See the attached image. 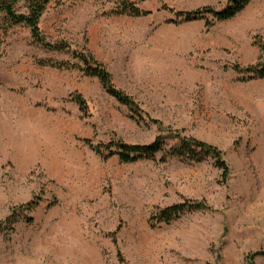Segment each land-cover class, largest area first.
Segmentation results:
<instances>
[{"label":"rangeland","instance_id":"obj_1","mask_svg":"<svg viewBox=\"0 0 264 264\" xmlns=\"http://www.w3.org/2000/svg\"><path fill=\"white\" fill-rule=\"evenodd\" d=\"M118 1L51 0L40 30L104 65L135 111L95 78L38 65L76 61L23 26L3 33L0 13V264H248L264 252V78L234 67L264 61V0L220 22L175 13L228 0H128L151 14L108 16ZM176 135L216 147L227 176L166 156ZM158 137L163 151L130 164L105 148ZM185 200L207 208L154 222Z\"/></svg>","mask_w":264,"mask_h":264},{"label":"trees","instance_id":"obj_2","mask_svg":"<svg viewBox=\"0 0 264 264\" xmlns=\"http://www.w3.org/2000/svg\"><path fill=\"white\" fill-rule=\"evenodd\" d=\"M20 1L21 0H0V13L4 15L1 24L3 33H6L8 29L14 26H23L27 28L32 42L45 52L68 53L71 58L76 61V63H70L69 61L58 62L54 60H39L37 62L38 65L58 70L80 71L84 76L98 80L103 90L116 102L130 108L132 111L136 110L133 100L113 86L110 73L104 65L96 61L90 54L77 52L66 42L50 43L46 40L44 34L40 30V19L51 0H23L25 11L18 12L16 10V5ZM249 2L250 0H228L226 8L221 11H215L209 7H204L192 12H178L175 13V16L181 18L182 22H192L205 20V15L210 14L216 21H227L243 11ZM150 14V11L140 10L134 3L128 0L118 1L116 7L108 12V16H127L132 18L145 17ZM259 47L264 55V44H261ZM234 70L238 73L249 75V78H264V61L258 67H248L245 69L234 67ZM74 102L81 111L84 109L85 102L81 97H75ZM174 139L176 140V144L168 151H164L166 156L192 162H200L205 158H211L215 166L222 171L223 176H227V165L223 160L221 152L216 147L194 138L176 135ZM84 142L88 143V140H84ZM163 144L164 138L158 137L148 145L112 142L105 146V148H114V153L110 155H116L120 163L130 164L138 161L142 157H154L157 153L163 151ZM92 149L96 154L101 155L98 147H92ZM206 208L204 202H191L185 200L182 203L160 209L153 220L156 224H169L179 219L184 214L204 211ZM257 256H264V252L247 256L246 261L248 264H254V260Z\"/></svg>","mask_w":264,"mask_h":264}]
</instances>
